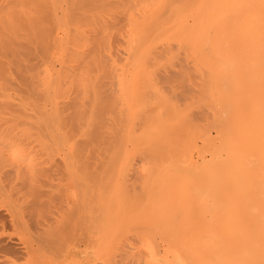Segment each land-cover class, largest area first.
Listing matches in <instances>:
<instances>
[{"label":"bare ground","instance_id":"6f19581e","mask_svg":"<svg viewBox=\"0 0 264 264\" xmlns=\"http://www.w3.org/2000/svg\"><path fill=\"white\" fill-rule=\"evenodd\" d=\"M94 174L140 199L135 227L89 224L63 264H264V0H0V194L26 183L0 209V264H38L97 194L61 184L77 200L39 222L38 178Z\"/></svg>","mask_w":264,"mask_h":264},{"label":"rangeland","instance_id":"374dc122","mask_svg":"<svg viewBox=\"0 0 264 264\" xmlns=\"http://www.w3.org/2000/svg\"><path fill=\"white\" fill-rule=\"evenodd\" d=\"M106 168V170H108V168L109 167H104L103 169H105ZM102 169V168H101ZM110 169L112 170L113 169V172H114V169H116V167H110ZM103 171V170H102ZM108 174L107 175H109V177L110 176H112L113 174H112V171H108L107 172ZM109 173H111L112 175H110ZM95 175V177L97 176V178H95V177H93V175H90V176H85L87 179H85V177H83V179H85V180H82L81 178H78V179H76V180H73V181H67V180H69L68 178H65V176L63 177L64 178V181H63V179L61 180V176H59L60 178H58V179H60V180H58L57 181V178H53V177H56V175H48V176H44V177H42V178H38V180L35 182V184H32V185H34L33 187L35 188L36 186V189L37 188H40L41 190H43V192H44V194L41 196V200L39 201V205H41V207H40V213H42V212H44L45 214V216L43 215V213L40 215V214H38L37 215V220L39 221V222H42V221H44V222H47V221H49V219H51V220H53V219H56V218H59V217H61V216H63L64 215V209H66V207L67 206H69V205H71V203H72V201H74V200H77L76 199V196H73V195H69L68 193H66L65 191H63V190H61V186H62V188H63V185H64V188H66V185L68 186L69 185V188L70 187H72V185L73 186H77L76 188H78V186H80L81 185V187H85V183L87 182V188H89V189H92V187L91 186H93V185H95V184H98V186L97 185H95V188H93L92 190H94L95 189V191L97 192V194H96V196L94 195L93 196V201H92V197H89V199H87L86 201L89 203L88 205H90V207H93V208H90L89 206L87 207L86 205V207L85 206H82V208L80 209V211L78 212V210L76 211V210H74V211H71L70 210V212L67 214V217L69 216V218L71 219V220H69V218H67L66 217V219H65V222L67 221V220H69V222L67 221V223H65V222H63V223H65V227H63V229H62V227H59L58 228V230H56V233H55V235L53 236V238H54V240H53V238H52V242H51V244H53V242L55 243L54 245L55 246H53V245H50V247L48 248V249H51V255L49 254L50 253V250H48L47 249V251H46V253L44 252L42 255H41V257L39 258V260L37 261V263L38 264H49L48 262H51V260H52V263L51 264H63V260H64V257H59V256H57V258H54V259H57V260H55V261H57V262H53V259H52V256L54 255V257H56L55 256V254H57L58 253V251L60 250V248L58 247V246H60V247H62V245H63V243H64V240H65V242L67 241V244H69V246L71 247H69V255H68V257H72L73 256V258L74 257H78V258H82L83 257V255H84V248H85V246H86V243L87 242H89L90 241V239H89V236H90V234L92 233V231H91V228H93V227H90L89 226V224H93V225H95L98 221H100L101 223L103 222V221H108V222H111V223H115L116 222V220H117V217H115L114 218V216L112 217V215H113V212H114V215L116 216L117 214H118V212H119V217H118V219L119 220H123V221H126L127 220V222H126V224L125 225H127V224H131L132 225V223H133V221H134V219H130L131 218V216H132V207L135 205V204H137V203H140L139 201H140V199H138V198H134L135 196L133 195V194H130L129 195V197L128 198H125V200L127 201L128 199V201L126 202L125 200L124 201H122V202H119L118 201V199H116V197H112V199H111V197H108L107 198V194H106V192H107V190H110V189H112V188H116V179L118 178L116 175H114L113 177H117V178H114V180L115 181H113V179H109V177H107L108 179H109V181L111 182V185H110V182L107 180V178H105V175H101V174H94ZM14 175H8L5 179H7V178H9V179H7V180H3L4 181V184L2 185V186H4L5 184H6V181H8V185H6V187L7 186H9V182H10V180H12L11 182H10V186L9 187H7V188H9V189H7L5 186V190L3 189L2 190V193L0 194V209H4V208H6L8 205L10 206L12 203H13V197L11 196V193H9V192H11V190H10V188H11V185H12V187H13V184H14V187L13 188H16V186L17 187H19V186H25V184L26 183H19L20 181H19V179L17 180L15 177H13ZM53 176V177H52ZM103 177L105 178V180H103ZM112 177V178H113ZM132 177V178H131ZM47 178L49 179V178H52L51 180H47ZM131 178V179H130ZM42 179V180H41ZM44 179H46L45 181H44ZM53 179H54V181H53ZM55 179H56V183H55ZM79 179H81V180H79ZM94 180V181H93ZM103 180V181H102ZM132 180H134L136 183H138V181H136L135 180V178H134V176H128V178L126 179V181H125V183H126V187L127 188H129V186H132L133 185V183H134V185L132 186V187H130L129 189L131 190V189H134V191L135 192H137L136 190H138V184H136L134 181L132 182ZM15 181V182H14ZM42 181V182H41ZM44 181V182H43ZM52 181V182H51ZM60 181V182H59ZM86 181V182H85ZM107 183H106V182ZM130 183H129V182ZM14 182V183H13ZM22 182V181H21ZM57 182H58V184H57ZM68 182V183H67ZM69 182H71V184L69 183ZM76 183V185H75V183ZM82 182H84V183H82ZM88 182H89V184H90V186H89V184H88ZM96 182V183H95ZM129 183V185H128V183ZM18 185H17V184ZM38 183V184H37ZM45 183V184H44ZM48 183V184H47ZM54 184L53 185V187H56L57 189H55V188H52L51 187V184ZM80 184V185H77V184ZM21 184V185H20ZM28 184V183H27ZM61 184H63V185H61ZM84 184V185H83ZM92 184V185H91ZM102 184H103V186H104V184H105V187H103L102 186ZM132 184V185H131ZM36 185V186H35ZM44 185H47L46 187H43ZM48 185H50L49 186V188H47L48 187ZM56 185H58V186H56ZM83 185V186H82ZM101 185V186H100ZM109 185V186H108ZM60 187V188H59ZM81 187H79V188H81ZM94 187V186H93ZM96 187H97V189H96ZM44 188H46V189H44ZM68 188V189H69ZM86 188V187H85ZM49 189H53L52 190V193H51V195H49L50 193L48 192V190ZM55 189V190H54ZM60 190V192H59V190ZM102 189V190H101ZM136 189V190H135ZM8 190V191H7ZM57 190V191H56ZM64 192L65 193V196H63L62 198L63 199H61V196L62 195H64L62 192ZM132 191V190H131ZM55 192H59V193H55ZM135 192H132V193H135ZM57 194V195H59L58 197H56L55 196V194ZM60 193H62V195L60 194ZM3 194V195H2ZM7 194V197L5 196ZM66 194H68V195H66ZM10 195V196H9ZM106 195V196H105ZM3 196V197H2ZM47 196V197H46ZM70 198L71 196V198L69 199L68 197ZM104 196V197H103ZM6 197V198H5ZM27 197H28V199L30 198L29 196H26L25 197V199L24 198H22V200L21 201H23V202H21L20 204L21 205H23L24 204V202H26V200H27ZM67 197V198H66ZM104 199H103V198ZM130 197H131V201H130ZM133 197V198H132ZM8 198V199H7ZM9 198H10V202H8L9 201ZM75 198V199H74ZM97 198V199H96ZM5 199V200H4ZM8 201H7V200ZM12 199V200H11ZM48 199H49V201L50 202H53L54 201V203H52V205H50V204H47V202L49 203V201H48ZM108 199H109V201H108ZM90 200H91V202H90ZM95 200H98V201H96V202H94ZM101 200V201H100ZM105 200V201H104ZM4 201V202H3ZM7 201V202H6ZM11 201H12V203H11ZM47 201V202H46ZM103 201V202H102ZM110 201H112L111 203H110ZM129 201L131 202V204L129 203ZM134 201H136V202H134ZM61 202V203H60ZM68 204H67V203ZM93 202V203H92ZM107 204H106V203ZM135 204H134V203ZM3 203H5V204H3ZM10 203V204H9ZM58 203V204H57ZM97 205H96V204ZM113 203V204H112ZM8 204V205H7ZM14 204V203H13ZM60 204H64V205H60ZM113 206H112V205ZM116 204L118 205V206H116ZM122 204H123V209L124 208H126V210H124V211H126V214H125V212H122V210L123 209H121L122 208ZM132 204H134V205H132ZM6 206V207H3V206ZM48 205H50V207L48 206ZM59 206V209H57L58 208V206ZM99 205V209L101 210H98V208H96V206H98ZM44 206H45V209H43L44 208ZM52 206L55 208H52ZM62 206H63V209H62ZM95 206V207H94ZM104 208H103V207ZM112 206L113 208L112 209H110V207ZM128 206H130V207H128ZM21 207H23V206H21ZM106 207V208H105ZM121 207V208H120ZM47 208V209H46ZM50 208V209H49ZM53 209V210H52ZM83 209V210H82ZM86 209V210H85ZM87 209H89V211L90 210H92V211H90L91 213L95 210L96 211V209H97V211H99V213L96 211H94L93 213H92V215H91V213L87 210ZM117 209H119V210H117ZM46 212H45V211ZM47 210H49L48 212H47ZM57 210V211H56ZM63 210V211H62ZM117 210V211H116ZM51 211H56L55 213H52ZM62 211V212H61ZM76 211V212H75ZM85 211V212H84ZM87 211H88V213H87ZM107 211V212H106ZM112 211V212H111ZM128 211H129V216H127L128 214ZM38 212V213H39ZM58 212V213H57ZM102 212V213H101ZM105 212V213H104ZM109 212V213H108ZM121 212H122V214H121ZM50 213H52V215L50 214ZM62 213V214H61ZM75 214V215H73V214ZM81 215H80V214ZM117 213V214H116ZM94 214V215H93ZM96 214V215H95ZM123 214H125L127 217H128V219H127V217L125 216L124 217V215ZM70 215H72V217L70 216ZM77 215H78V217H77ZM81 217H80V216ZM99 215V217H98V219L96 220V217ZM87 216V217H86ZM118 216V215H117ZM77 217V218H76ZM95 217V218H94ZM72 218H73V220H72ZM80 220H79V219ZM95 220H94V219ZM112 218H114V219H112ZM124 218H126V219H124ZM132 218H133V216H132ZM48 219V220H47ZM77 219V223H79V225L80 226H78V224L76 223V225H75V220ZM105 219V220H104ZM109 219V220H108ZM129 220H131L132 222H130ZM95 221V223H93ZM115 221V222H114ZM129 221V222H128ZM71 222V223H70ZM83 222V223H82ZM86 222V223H85ZM68 223H69V225H68ZM61 225H62V223H60ZM71 224H73L72 226H77L76 228H75V226L72 228V226H71ZM88 224V225H87ZM130 224H129V227H130V229L131 228H133V227H135V226H133V227H131L130 226ZM134 224V223H133ZM136 224V223H135ZM67 225V226H66ZM66 227H67V229H66ZM79 227V228H78ZM81 227V228H80ZM128 226H127V228H129ZM71 228V229H70ZM63 230V231H61V230ZM76 229H78V230H76ZM61 232H60V231ZM69 230H72V231H69ZM59 231V232H58ZM63 232H64V234H63ZM67 232V233H66ZM82 234H81V233ZM84 232V233H83ZM66 233V234H65ZM57 234H59V235H57ZM62 234H63V237H59L60 235L62 236ZM84 234V235H83ZM55 236H56V238H55ZM76 236V237H75ZM81 237H82V239H81ZM60 238H61V240H60ZM69 240H68V239ZM90 238H91V236H90ZM77 239V240H76ZM79 240H80V242H79ZM82 240V241H81ZM62 241V242H61ZM72 242V243H71ZM79 242V243H78ZM74 244V245H73ZM77 244V246H75ZM78 244L80 245V246H78ZM83 244H85L84 246H83ZM74 246V247H73ZM79 247H80V249H79ZM81 247H83V249L81 248ZM57 248V249H56ZM76 248H78V251L76 250ZM55 251V252H53V251ZM80 251V252H79ZM47 252H49V253H47ZM82 252V253H81ZM77 254V255H76ZM83 254V255H82ZM47 255V257H45ZM76 255V256H75ZM49 257H51V258H49ZM61 258H62V261H60L61 260ZM112 260H113V258H111ZM60 261V262H59ZM111 261V260H110ZM43 262V263H42ZM114 262V260L112 261V263Z\"/></svg>","mask_w":264,"mask_h":264}]
</instances>
